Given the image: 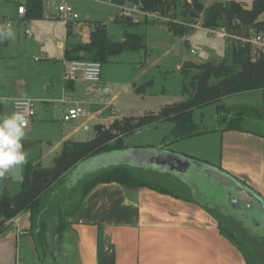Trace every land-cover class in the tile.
I'll return each instance as SVG.
<instances>
[{
    "label": "crops",
    "instance_id": "1",
    "mask_svg": "<svg viewBox=\"0 0 264 264\" xmlns=\"http://www.w3.org/2000/svg\"><path fill=\"white\" fill-rule=\"evenodd\" d=\"M102 2L118 10L114 4ZM14 17L17 19L16 14ZM121 19L119 13L115 18L110 17L108 21H93L86 27L91 32V27L95 23H103L110 39L120 42L125 32L130 33L128 30L133 27L137 28L141 23H149V21L134 16L131 20L135 25L124 28L119 22ZM79 22L80 20L70 25L69 33L68 29L56 36L49 33V39L54 43L50 58H34L33 62H30L22 54L14 57L13 73L10 75L14 80L12 91L3 93L4 86L0 83L2 87L0 88V99L3 100L1 118L12 114V105L17 99H26L33 104L39 102L42 104L43 112H48L52 107L51 114H56L63 124L69 123L62 120L69 109L81 108L85 115L80 117L79 124H74L76 126L72 131L73 134L78 128L85 126L88 119L95 117L96 113L92 112L94 109L99 106H104V108L110 106L111 101L102 104L95 102V99L97 95L109 94L112 75L101 73L98 85L86 83L81 79L74 83H65L62 80V73L68 62L64 57L65 50L76 45L70 42L73 37L71 28L81 27L83 24L79 25ZM20 23L25 26L24 30H29L31 33L30 37L23 33L26 39H32L33 31L44 28L50 24V21L44 20L43 17L39 20H27L25 17ZM27 24L32 30L26 27ZM113 37L116 39L113 40ZM97 86L104 88L105 93L96 92L94 88ZM246 95L258 96L262 103L261 108L264 110V91ZM226 108H231V106ZM249 108L258 110L257 107ZM104 111L109 114L104 119L105 124L99 126L105 128H108L116 119L133 117L113 113L111 109ZM197 111L193 114L195 124L197 122L194 116ZM116 114L119 116L117 117ZM36 118L35 113V117L25 128V136L21 141L22 150L26 154L27 162L33 165L39 164L44 168L41 155L33 151L35 145L27 129L34 128L47 117L40 115ZM215 127L214 135H220L221 141L219 154L214 149L217 145L212 146L206 141L198 146L197 144L187 146L186 151L176 154L217 168L242 183L264 201V137L252 132H221L217 129V125ZM144 131L138 133L144 134ZM198 138H189L184 141H194ZM50 142L47 141L51 147ZM64 142V140L57 141L50 153L56 152L58 155ZM124 146L126 149H145L141 146L132 148L125 144ZM169 148L166 150L169 151ZM24 165L16 166L17 169L11 168L8 171L13 174V177L8 176L9 181L16 180L15 182L19 184V190L14 193L16 195L20 191ZM86 166L88 165L75 166L63 176L62 182L76 167ZM147 170L152 172L150 169ZM167 175L178 178L173 174ZM180 180L181 182L178 181V183H182L189 196H181L169 189L165 192H157L148 188L130 189L115 183L97 185L83 199L78 218L65 220L66 225L59 237L50 235L53 224L52 221L48 222L49 232L46 235L44 249L36 242V231L31 232L30 213H22L10 220L3 234L0 235V264H248L243 253L220 233L218 217L223 212L225 213L226 209L212 204L211 201H199L196 199L198 188L195 184L190 182L189 178ZM3 191L0 192V201L3 196H16H12L7 190V195H4Z\"/></svg>",
    "mask_w": 264,
    "mask_h": 264
},
{
    "label": "trees",
    "instance_id": "2",
    "mask_svg": "<svg viewBox=\"0 0 264 264\" xmlns=\"http://www.w3.org/2000/svg\"><path fill=\"white\" fill-rule=\"evenodd\" d=\"M101 1L114 5L135 3L139 4L144 12L168 17L171 20L165 24L168 31L180 38L191 29L187 25L195 23L199 16L203 19L204 28H225L237 35L246 34L249 29L264 33V0H253L249 10L234 1L214 2L208 8H204L198 0ZM24 6L27 20L42 18V0H25ZM119 22L124 28L135 25L131 19L122 18ZM143 46L142 37L134 33L125 32L122 41H112L106 26L98 22L94 24L86 43L68 47L64 57L68 62L86 60L98 62L102 66L123 52H137ZM180 73L186 79L182 89L185 99L181 103L164 107L158 113L140 118L116 119L108 128L97 126L90 141L63 143L49 169H44L39 164L33 165L31 162L25 163L19 193L14 197L3 196L0 201V235L10 220L29 212L31 232L36 231V242L43 248L49 232L48 222L52 221L53 224L50 235L59 237L66 225L65 220L78 218L83 199L100 184L115 183L130 189L148 188L165 192L164 187L148 182L126 166L98 171L84 182L78 200L68 205L60 202L62 197L54 190L72 168L96 156L125 150L123 139L140 131L157 128L161 124L171 125L169 134L160 143L162 149H167L174 143L216 131L201 128L193 121L195 111L215 105V120L217 129L221 132H252L264 137V133H257L247 127L264 120V110L226 108L221 105L222 100L228 97L264 91V54L254 58L247 47L233 43L229 58L218 63L187 62L180 69ZM46 180L48 181L45 182ZM218 218L221 235L243 253L247 263L264 264V226L259 228V231L252 232L251 224L246 226L238 214L230 213L228 209Z\"/></svg>",
    "mask_w": 264,
    "mask_h": 264
},
{
    "label": "rangeland",
    "instance_id": "3",
    "mask_svg": "<svg viewBox=\"0 0 264 264\" xmlns=\"http://www.w3.org/2000/svg\"><path fill=\"white\" fill-rule=\"evenodd\" d=\"M198 1L203 4L204 8H208L214 2L226 3L234 1L239 3L244 9L249 10L253 0ZM64 2V0H42V17L44 20L50 21V24L45 27L43 26L44 28H40L35 32L33 31L32 39H26L23 34L25 26L15 19L14 5H0V15L12 19L10 27L15 33L14 38L0 36V83L4 86L3 93H9L13 89L14 80L10 75L13 73L12 66L14 65L13 59L15 56L22 54L30 62H33L34 58H50L54 43L49 39V33L56 36L60 33L63 34L67 29L64 22L58 19V7L63 5ZM67 3L78 14L79 25L83 24L81 27L71 28L73 37L70 42L76 44L87 41L83 36L90 33V29L86 27L90 22H105L110 17L115 18L119 14L118 10L100 0H68ZM135 17L142 18L139 15ZM199 21H203L201 16H199ZM26 27L30 28L31 26L27 24ZM30 29L32 30V28ZM110 29L111 31L113 30L112 25ZM128 31L141 36L144 46L137 52H123L102 65L101 73L112 75V84L109 94L107 93L106 96L97 95L95 102L103 104L111 101V104L105 108L104 106H99L94 109L92 112L96 113L95 117L88 119L85 126H81L72 134L76 126L74 124H79L81 118L75 122L63 124L56 114H51L52 107H50L48 112H43L42 104L34 102L37 118L40 115L47 118L45 121L38 123L34 128L31 127L27 130L35 145L33 151L37 155H41L42 166L44 168L52 167V159L57 154L56 150L54 154H51L50 151L57 141L64 140L66 143L89 141L93 137L95 127L105 124L104 119L109 113L104 110L111 109L113 113L140 118L146 115L145 113H158L164 107L181 103L185 99V96L182 95V89L186 83V79L180 73V69L184 63H218L229 58L231 52V45L229 43L218 40L200 29H190L184 38L173 36L168 32L164 24L153 22H149L148 24L141 23L137 28L133 27ZM112 39L115 40L116 38L113 37ZM0 88H2L1 85ZM222 105L224 107L231 106V108L257 107L259 111H263L261 100L256 95L241 94L228 97L222 101ZM215 109L216 106L211 105L201 111H197L194 116L197 125L207 130H216ZM7 113L8 115L10 114L9 110ZM39 120L41 121V118ZM247 127L257 133H264V120L259 123L249 124ZM170 130L171 125L161 124L156 129H146L144 134L136 133L127 136L124 138L123 143L129 148L135 146L159 148L162 139L169 134ZM214 133L210 132L201 135L198 140H183L174 143L169 146L170 148L167 147V149L169 148V151L174 153H181V151H186L185 148L187 146H194L196 144L198 146L203 141H206L212 146L213 144L214 146L217 145L214 149L219 154L220 135H214ZM238 140L240 141L241 137ZM47 141H51V147ZM13 168L17 169V167ZM101 170H103L102 165H100L99 170L92 167V165L84 168L76 167L57 189H54L62 197L60 202L68 205L72 201L78 200L84 182L96 175L97 171ZM133 170L136 175L148 182L158 184L181 196H189L183 188L182 183H178V181L181 182L178 178L176 179L167 174L151 172L145 168ZM8 176L13 177V174L7 172L4 177H0V192L2 193L6 189L8 193L14 196L16 195L14 193L19 190V184L15 182L16 180L9 181ZM189 181L194 183L198 188L196 199L201 202L211 201L212 204L223 207L220 202L223 200V191L221 189L216 188V186L205 179L194 177ZM243 222L246 226L250 225L247 221ZM259 230V228L251 226L252 232ZM262 230H264V227Z\"/></svg>",
    "mask_w": 264,
    "mask_h": 264
},
{
    "label": "water",
    "instance_id": "4",
    "mask_svg": "<svg viewBox=\"0 0 264 264\" xmlns=\"http://www.w3.org/2000/svg\"><path fill=\"white\" fill-rule=\"evenodd\" d=\"M103 89L99 86L94 88L99 94L105 93ZM116 116L118 117L119 115L116 114ZM79 165H92L97 170H99L100 165L104 169L117 166L145 168L161 173L173 174L180 179H192L194 177L205 179L223 191V200L220 201L221 206L228 209L230 213L238 214L243 221L249 222L254 227L261 228L264 226V202L259 196L217 168L199 161L190 160L185 156L162 149L161 147L125 149L111 152L96 156ZM3 194L7 195L6 190L3 191Z\"/></svg>",
    "mask_w": 264,
    "mask_h": 264
},
{
    "label": "built area",
    "instance_id": "5",
    "mask_svg": "<svg viewBox=\"0 0 264 264\" xmlns=\"http://www.w3.org/2000/svg\"><path fill=\"white\" fill-rule=\"evenodd\" d=\"M64 4L58 7L59 20L63 21L67 29L70 30V25L73 22L79 21L78 14L74 9L68 5L67 1L64 0ZM25 0H0L1 4H13L15 7V14L19 21H24L26 17V8L24 6ZM121 18L132 19L134 16L139 15L144 20L153 23H163L166 24L171 22L168 17H162L158 13L144 12L141 10V6L135 3H124L122 5H116ZM11 26V19L3 17L0 15V30L6 29ZM191 29H200L215 37L216 39L229 42L231 44L239 45L241 47H247L251 55L254 58H258L264 54V33L257 32L253 29H249L244 35H237L235 33L228 32L225 28H204L202 22L196 20L195 23L187 25ZM94 29V25L91 27V31ZM68 32V31H67ZM24 34L27 37L31 36L29 30H24ZM89 35H84L83 37L88 40ZM101 64L94 61L86 60H75L70 61L65 64L64 71L62 73V80L65 83H74L78 79L82 81L98 85L101 78ZM14 112L23 113L26 117L25 128L29 126L31 120L35 117V107L34 104L26 99H17L12 105V114ZM85 112L81 108H71L66 114H64L62 120L63 122H70L79 119L84 116Z\"/></svg>",
    "mask_w": 264,
    "mask_h": 264
},
{
    "label": "clouds",
    "instance_id": "6",
    "mask_svg": "<svg viewBox=\"0 0 264 264\" xmlns=\"http://www.w3.org/2000/svg\"><path fill=\"white\" fill-rule=\"evenodd\" d=\"M0 36L14 38L10 26L0 30ZM0 102H3L0 99ZM26 117L23 113L14 112L8 117L0 118V177L13 167L24 165L26 154L22 150V139L25 136Z\"/></svg>",
    "mask_w": 264,
    "mask_h": 264
}]
</instances>
